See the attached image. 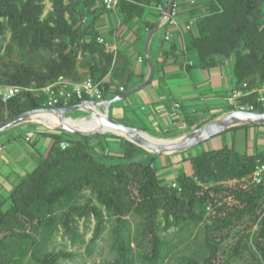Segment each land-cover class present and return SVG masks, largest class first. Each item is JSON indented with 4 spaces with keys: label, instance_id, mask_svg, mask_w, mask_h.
<instances>
[{
    "label": "trees",
    "instance_id": "trees-1",
    "mask_svg": "<svg viewBox=\"0 0 264 264\" xmlns=\"http://www.w3.org/2000/svg\"><path fill=\"white\" fill-rule=\"evenodd\" d=\"M168 3L121 0L117 8L130 22L146 18L145 7L153 4L162 7V16ZM175 4L170 20L182 15L184 4ZM116 9L107 10L104 0H0V82L23 88L12 99L0 100V123L47 108L43 89L60 77L101 83L104 98L131 87L132 60L101 43L96 26L103 11ZM187 10L193 25L184 55L204 68L228 64L234 90L244 83L249 89L264 85V0H203ZM156 25L147 23L148 31ZM165 25L171 28L172 23ZM177 49L174 41L171 52ZM15 51L17 59L12 58ZM259 98V93L245 96L230 111L253 107L264 112ZM86 100L90 98L71 97L57 107ZM42 136L52 140L48 154L33 155L35 170L21 178L8 198L0 195V264H62L74 258L75 252L56 244L60 236L74 244L81 241L82 219L96 221L89 251L112 225L117 254L96 264H264V181L254 178L264 153L242 155L234 140L225 138L221 149L191 159L192 174L166 182L159 178L154 158H147L151 152L123 136L75 135L63 129ZM114 138L121 141L118 148L109 142ZM132 215L141 222L131 238ZM171 229L199 241L198 246L180 249L166 235Z\"/></svg>",
    "mask_w": 264,
    "mask_h": 264
},
{
    "label": "crops",
    "instance_id": "crops-1",
    "mask_svg": "<svg viewBox=\"0 0 264 264\" xmlns=\"http://www.w3.org/2000/svg\"><path fill=\"white\" fill-rule=\"evenodd\" d=\"M162 1L166 3L168 0ZM178 1L184 4L182 15L172 23L171 28H167V21L163 20L149 44V51L156 65L153 80L137 93L120 101L116 107L112 106L110 110L111 117L127 125L142 131L153 129L156 134L170 132L173 133L172 139L190 133V130H187L189 126L192 131L196 129L189 125V119L195 125H205L228 114L232 104L236 103L232 100L235 83L228 64L204 68L196 58L186 56L182 52L185 49L186 36L193 25L188 24L189 4L203 0ZM145 9L146 18H133L127 22L117 8L115 12L103 11L96 22L97 30L112 48L127 55L133 62L135 78L132 86L126 91L142 84L150 74L149 64L146 65L140 57L147 58L146 45L149 35L157 27L162 16L161 6L153 4ZM154 22H157V25L149 32L147 23ZM168 31L171 32L169 40L166 37ZM174 41L178 44V49L171 52ZM38 127L36 123L27 121L0 134V195L3 198H8L21 178L37 167L33 155L39 153L41 146L50 139L43 137L42 133L46 131ZM49 127L57 128L54 125ZM235 128L238 130L225 137L220 134L211 139L221 137L223 143L225 138L229 141L233 139L235 150L242 155L255 156L264 153V124L242 125L230 130ZM109 142L114 148H118L121 141L114 138L109 139ZM237 142L238 146L242 147L241 151L236 149ZM205 144L210 146L211 143L208 140L202 146ZM190 150L156 155L150 153L147 158H154L153 166L159 178L172 182L180 175L176 166L188 163L190 170L185 173L192 174L191 159L211 151L200 149L201 151L195 154Z\"/></svg>",
    "mask_w": 264,
    "mask_h": 264
},
{
    "label": "water",
    "instance_id": "water-1",
    "mask_svg": "<svg viewBox=\"0 0 264 264\" xmlns=\"http://www.w3.org/2000/svg\"><path fill=\"white\" fill-rule=\"evenodd\" d=\"M176 0H170L166 11L163 13L162 18L159 20L157 27L149 35L147 45H146V55L148 63L150 66L149 77L142 84L137 87L124 92L121 95H118L111 99L105 100H86L82 101L80 104L67 106V107H56V108H43L39 110L27 111L21 115H18L14 118L5 120L0 123V134L16 127L24 122L33 120L35 116L40 114H53L59 116L61 119V128L65 131H68L75 135H95L99 133L111 132L116 135H121L131 142L145 148L151 153L154 154H164V153H174L179 151H184L203 144L204 142L210 140L211 138L223 134L224 132L242 125H254V124H264V112L255 111L249 109H236L230 111L228 114L214 119L207 124L194 129L186 136L181 138H153L159 140L160 142H154L148 139L144 134V131L127 125L113 117L110 116V110L113 104L125 100L127 97L137 93L142 88L147 86L154 78L155 74V61L150 54L149 44L154 36V34L159 30L161 22L165 18H170L173 13V8ZM84 110L89 113L91 119H97L100 122V125L90 131H81L78 130L66 121L69 117V114L77 111ZM87 118V117H85ZM150 135V134H149Z\"/></svg>",
    "mask_w": 264,
    "mask_h": 264
},
{
    "label": "rangeland",
    "instance_id": "rangeland-1",
    "mask_svg": "<svg viewBox=\"0 0 264 264\" xmlns=\"http://www.w3.org/2000/svg\"><path fill=\"white\" fill-rule=\"evenodd\" d=\"M50 8H51V3L48 1L47 11ZM0 57H1V55H0ZM12 58H14V59L18 58V52L17 51L14 52V55ZM119 103H121V102H117V103L113 104L112 106L116 107V105ZM69 117L71 118V120L69 118L68 119L71 122H73L77 125H80V126H84V125L92 124V123H100V122L87 121V120H91V117H90L89 113H87L84 110L74 111V112L69 114ZM85 117H87V118H85ZM30 121L36 123V125L39 126L38 129H41L42 131L58 132L59 129L60 130L62 129L60 126H57V125H54L57 128H51L49 126L53 125V124L49 123L48 121H43L41 119L40 120L39 119H37V120L33 119ZM192 127L197 128V125L194 124V125H192ZM144 128H146V127H144ZM151 130H152L151 132L153 134H156L153 131V129H151ZM187 130H190V132H191L192 128L189 126ZM144 132L147 133V131H144ZM107 134H109V133H107ZM148 134H150V133H148ZM150 135H152V134H150ZM156 135H158V133ZM160 135H162V133H160ZM119 136H121V135H119ZM152 136H154V135H152ZM155 137L160 138L158 136H155ZM229 138H231V135H229ZM166 139H172V138H166ZM209 141L211 143L210 146H207V144H205V146H202L203 144H201V145H198L196 147L191 148L190 151L196 154V153H199L200 149L203 151L204 150L219 149V148H221V146L223 144L221 137H217V138L211 139ZM51 145H52V140L47 139L46 143L41 146L40 152L44 156H46L48 154V152L50 151ZM236 147H237L236 148L237 150H239V151L242 150V147L238 146V142L236 144ZM113 153L118 154L117 152H113ZM176 167H177V173L178 174L185 173V172L188 173V171L190 170V166L188 163H185L184 165H180L179 167L178 166H176ZM159 172L164 173V172H162V170H159ZM166 182H168V181H166ZM130 221H131V228H130L129 235H131V238H132L138 232L141 219L137 215H132L130 217ZM95 223H96V221L94 219L88 220V221L84 220V219L80 220L79 230L83 234V239L76 244L71 242L67 237L60 236L58 238V241L56 244V247L58 249L66 248L68 251H72V252L76 253V256L74 258L63 260L62 264H96L97 262H100L103 260L113 259L116 256L117 252H116L114 245H113V236L111 233V226L112 225L111 224L108 225L106 232L104 233L103 237L97 242L94 249L89 251L88 244H89L90 239L93 235ZM166 235L177 247L179 246L180 249L194 243V241L190 237L188 238L186 234L181 233L176 229H171L170 232L166 233ZM198 238H201V235H199ZM202 239L203 238H201V240ZM198 242L194 243L193 246L194 245L198 246ZM132 243H134V242L132 241ZM134 245H135V243H134ZM138 264H141V263H138ZM244 264H246V263H244Z\"/></svg>",
    "mask_w": 264,
    "mask_h": 264
},
{
    "label": "built area",
    "instance_id": "built-area-1",
    "mask_svg": "<svg viewBox=\"0 0 264 264\" xmlns=\"http://www.w3.org/2000/svg\"><path fill=\"white\" fill-rule=\"evenodd\" d=\"M121 0H104L105 6L107 10H115L117 5L120 3ZM176 4H174V7ZM162 8V7H161ZM172 17V15H171ZM170 18H165V21H169L174 23L175 20H170ZM171 36V32H167V39L169 40ZM99 41L101 43L106 44L108 47H112L109 42L106 41L104 37H100ZM142 57L140 58V60ZM121 91H124L125 88L121 87ZM23 91L22 87L19 86H9L3 85L0 82V100L8 101L13 97L17 96ZM44 93L47 96V108H56L57 105L65 102V104L69 101L71 97H77L79 99H85L89 97L90 100H105L114 98L117 95L114 93H110L108 97L104 98V90L102 88L101 83L95 82L92 79H87L83 82H73L68 80L64 77H60L59 80L51 85H48L46 88L43 89ZM253 93H259L260 98L259 100H264V85L256 88L249 89L248 84L244 83L243 88L234 90L232 94V100L239 103L238 100L251 95ZM240 109H247L246 107H241ZM249 110H253L251 107ZM63 147L66 145L63 143ZM254 178L257 183H262L264 181V160H260L257 164V167L254 172Z\"/></svg>",
    "mask_w": 264,
    "mask_h": 264
},
{
    "label": "bare ground",
    "instance_id": "bare-ground-1",
    "mask_svg": "<svg viewBox=\"0 0 264 264\" xmlns=\"http://www.w3.org/2000/svg\"><path fill=\"white\" fill-rule=\"evenodd\" d=\"M34 119H41L43 121H48L49 123L53 124V125H57V126H61L62 122L59 116L53 115V114H49V113H45V114H40L34 117ZM66 121L69 123V125H71L72 127L81 130V131H90L93 130L95 128H97L100 123H92V124H87L84 126H80L77 125L73 122H71L68 118L66 119ZM148 139L154 141V142H160L159 140L153 138L151 135L149 134H144Z\"/></svg>",
    "mask_w": 264,
    "mask_h": 264
}]
</instances>
